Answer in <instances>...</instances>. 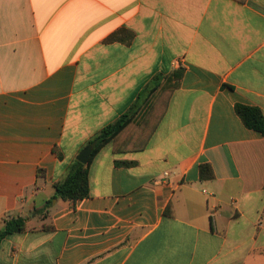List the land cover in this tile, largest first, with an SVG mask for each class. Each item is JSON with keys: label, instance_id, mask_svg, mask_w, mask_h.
I'll return each mask as SVG.
<instances>
[{"label": "crops", "instance_id": "crops-1", "mask_svg": "<svg viewBox=\"0 0 264 264\" xmlns=\"http://www.w3.org/2000/svg\"><path fill=\"white\" fill-rule=\"evenodd\" d=\"M120 30L132 40L106 41ZM179 68L147 147L108 144L89 196L53 199L89 140ZM237 104L264 116V0H0V234L27 220L0 264H264V137Z\"/></svg>", "mask_w": 264, "mask_h": 264}, {"label": "trees", "instance_id": "trees-1", "mask_svg": "<svg viewBox=\"0 0 264 264\" xmlns=\"http://www.w3.org/2000/svg\"><path fill=\"white\" fill-rule=\"evenodd\" d=\"M244 3L246 0H234ZM117 40L130 42L132 35L124 30L111 34L106 41ZM183 70L179 68L167 75H157L138 95L137 100L127 113L122 114L115 122L108 124L97 133L88 145L93 150L87 164L75 161L62 180L54 184L55 195L53 199L60 198L65 201L77 202L89 196V166L97 154L108 144L114 154L138 152L144 150L163 119L170 99L175 90L180 87ZM236 113L245 126L259 132L264 137V116L259 108L237 104ZM134 162H116V165H133ZM201 179L214 177L210 164H201L199 167ZM52 204L49 200L44 205V210ZM26 219L14 217L5 224L0 239L8 234L24 232L27 228Z\"/></svg>", "mask_w": 264, "mask_h": 264}, {"label": "water", "instance_id": "water-1", "mask_svg": "<svg viewBox=\"0 0 264 264\" xmlns=\"http://www.w3.org/2000/svg\"><path fill=\"white\" fill-rule=\"evenodd\" d=\"M92 150V146L88 145L79 153V155L77 156V160L82 164H87Z\"/></svg>", "mask_w": 264, "mask_h": 264}, {"label": "built area", "instance_id": "built-area-1", "mask_svg": "<svg viewBox=\"0 0 264 264\" xmlns=\"http://www.w3.org/2000/svg\"><path fill=\"white\" fill-rule=\"evenodd\" d=\"M166 175H167V173H166Z\"/></svg>", "mask_w": 264, "mask_h": 264}]
</instances>
